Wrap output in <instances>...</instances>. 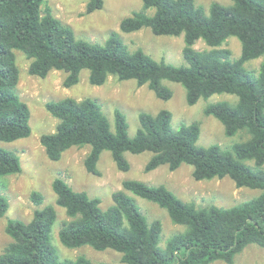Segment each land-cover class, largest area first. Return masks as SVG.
Instances as JSON below:
<instances>
[{"label":"trees","instance_id":"obj_1","mask_svg":"<svg viewBox=\"0 0 264 264\" xmlns=\"http://www.w3.org/2000/svg\"><path fill=\"white\" fill-rule=\"evenodd\" d=\"M142 9L124 18L120 30L133 33L148 28L155 36H184L182 51L186 66L156 61L144 50H129L118 34L112 33L104 45L78 39L69 26L56 18L45 0H0V143L28 138L32 133L31 111L18 92L20 70L15 51L29 59V74L46 78L52 71L66 73L63 85L71 88L83 70L89 82L102 86L110 76L120 81L135 80L147 85L157 98L168 101L173 91L163 81L178 83L186 90V102L196 105L216 94L238 98L236 104L217 102L204 109L222 123L225 134L240 132L248 139L224 150L218 145L198 146L199 123L172 127V113H140V128L129 136L122 112L114 113V129L96 100L65 98L48 102L47 111L58 120L56 131L43 134L40 143L49 160L59 161L72 148L89 147L84 166L100 175L101 155L109 151L117 168L130 170L125 154L152 153L144 170L161 166L176 171L183 164L193 167L196 181L229 177L238 188L260 190L256 198L231 208H198L178 198L166 186H149L126 180L122 190L112 195L113 205L101 208V200L84 191H75L63 178L52 182L57 205L69 218L59 232L63 246L96 251L113 250L124 264H234L251 245L264 249V0H231L230 6L213 4L209 13L196 0H141ZM104 0H90L86 14L101 10ZM153 9L152 15L148 14ZM241 42L238 59L220 49L228 38ZM202 40L210 50L198 51ZM262 58L254 79L245 65ZM253 72V71H252ZM19 158L0 146V177L21 173ZM157 204L166 210L183 232L172 235L161 246L160 220L149 222L133 197ZM31 201L39 208L29 222L9 220L6 233L10 244L0 254V264H95L85 256L61 259L51 244L57 220L54 206L43 207L44 196L32 192ZM0 195V220L9 210Z\"/></svg>","mask_w":264,"mask_h":264},{"label":"rangeland","instance_id":"obj_2","mask_svg":"<svg viewBox=\"0 0 264 264\" xmlns=\"http://www.w3.org/2000/svg\"><path fill=\"white\" fill-rule=\"evenodd\" d=\"M90 0H45L43 9L49 7L53 15L63 24L72 28L78 39L93 44L104 45L114 32L119 35L129 50L140 48L156 61H165L174 66H186L183 58L184 36H155L150 29L143 28L133 33H124L120 30L121 21L131 16L133 12L142 9L141 0H104L101 10L86 14V7ZM231 0H196V5L209 13L213 4L223 6L232 5ZM154 10H149L152 15ZM195 49L198 51L210 50L202 40H199ZM228 50L232 59L241 55V42L230 37L220 47ZM17 65L20 70L18 92L21 99L31 111L30 125L32 133L28 138L12 143L1 142L0 146L12 151L19 158L22 171L17 175L0 177V195L9 202L7 214L0 220V254L10 244L11 238L6 233L9 220L17 219L29 222L37 207L31 201V194L38 191L44 196V206H54L57 211V220L53 226L51 244L57 250L61 259H76L85 256L95 264H124L122 255L113 250L96 251L89 246L78 249H69L62 245L59 232L64 223L69 220L66 210L57 205V196L52 189L55 178H63L75 191H84L92 198L101 200V208L107 209L113 205L112 195L122 190L126 180H138L149 186L164 185L178 198L187 203L195 204L198 208L216 206L231 208L248 202L260 195V190L238 188L229 177L196 181L193 177V167L183 164L176 171H171L168 166L146 173L144 168L150 160L152 153L142 154L126 153L130 163L128 172L120 171L109 151L103 152L98 163L100 175H93L86 171L84 160L90 151L89 147L72 148L66 151L62 158L53 162L46 155L40 143L43 134L56 131L58 120L46 109L48 102L59 101L65 98L76 100L93 99L101 106L114 129V113L119 110L124 114L129 125V136L134 137L140 128V113L157 114L161 110L172 113V127L174 130L182 124L199 123L201 128L198 146L208 147L218 145L227 150L233 144L248 139V135L239 134L228 137L224 126L213 116H207L204 109L209 104L228 102L236 104L238 98L229 94H216L209 99H201L194 106L186 102V90L178 83L163 81L173 91L172 99L168 101L156 97L147 85L139 86L135 80L120 81L110 76L102 86H93L89 82V71L83 70L77 85L66 88L63 85L66 73L52 71L42 79L29 74L30 60L20 51H15ZM262 58L248 62L245 67L252 78L258 76ZM253 71V72H252ZM133 197L140 212L149 222L160 220L163 226L161 246L174 234L183 232V226L174 224L167 211L153 202ZM213 264H226L218 261ZM234 264H264V249L255 245L246 248L235 259Z\"/></svg>","mask_w":264,"mask_h":264}]
</instances>
